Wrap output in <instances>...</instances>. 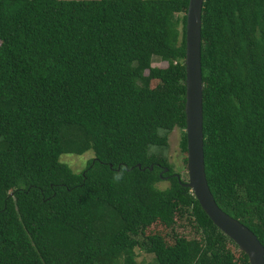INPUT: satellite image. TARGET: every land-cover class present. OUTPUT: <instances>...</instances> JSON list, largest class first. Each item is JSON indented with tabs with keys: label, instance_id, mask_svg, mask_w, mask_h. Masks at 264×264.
<instances>
[{
	"label": "trees",
	"instance_id": "1",
	"mask_svg": "<svg viewBox=\"0 0 264 264\" xmlns=\"http://www.w3.org/2000/svg\"><path fill=\"white\" fill-rule=\"evenodd\" d=\"M188 2L0 0V264H249L184 186ZM201 74L209 189L264 247V0L203 1Z\"/></svg>",
	"mask_w": 264,
	"mask_h": 264
},
{
	"label": "water",
	"instance_id": "2",
	"mask_svg": "<svg viewBox=\"0 0 264 264\" xmlns=\"http://www.w3.org/2000/svg\"><path fill=\"white\" fill-rule=\"evenodd\" d=\"M204 0H189L185 25L186 186L210 221L243 252L249 264H264V247L238 220L223 212L209 189L203 152V83L201 74V13ZM152 169V167H150ZM164 173L168 169L163 170ZM166 179V178H164Z\"/></svg>",
	"mask_w": 264,
	"mask_h": 264
},
{
	"label": "rangeland",
	"instance_id": "3",
	"mask_svg": "<svg viewBox=\"0 0 264 264\" xmlns=\"http://www.w3.org/2000/svg\"><path fill=\"white\" fill-rule=\"evenodd\" d=\"M153 66L155 67H161L164 68L167 66L166 63L161 62L159 59L154 58ZM182 132L179 129H174L172 132L169 133L168 136V147L166 149H157V148H151L152 150H155L156 153H162L165 155L168 159V162L173 166V169L175 172H181L184 173L183 169V155L180 150V140H181ZM93 156L92 152H87L86 154L82 156H76V155H62L60 157V161L62 163L67 164L74 172H78L76 170H81L83 166L85 165L86 161ZM75 169V170H74ZM186 173V169H185ZM187 179V178H186ZM185 180V179H184ZM158 188L165 189L169 186L168 179L163 180L158 185ZM170 215H166L163 219L158 220V223L154 226H152L148 232L150 231H161V232H169L170 227H172L171 222L169 221L171 218ZM185 230H180V233H182ZM152 260V257L144 252L136 251V259L135 264H150Z\"/></svg>",
	"mask_w": 264,
	"mask_h": 264
},
{
	"label": "clouds",
	"instance_id": "4",
	"mask_svg": "<svg viewBox=\"0 0 264 264\" xmlns=\"http://www.w3.org/2000/svg\"><path fill=\"white\" fill-rule=\"evenodd\" d=\"M120 177L119 176H117V179H119Z\"/></svg>",
	"mask_w": 264,
	"mask_h": 264
},
{
	"label": "flooded vegetation",
	"instance_id": "5",
	"mask_svg": "<svg viewBox=\"0 0 264 264\" xmlns=\"http://www.w3.org/2000/svg\"><path fill=\"white\" fill-rule=\"evenodd\" d=\"M166 178V177H165Z\"/></svg>",
	"mask_w": 264,
	"mask_h": 264
}]
</instances>
